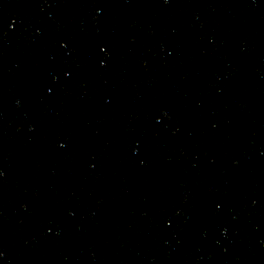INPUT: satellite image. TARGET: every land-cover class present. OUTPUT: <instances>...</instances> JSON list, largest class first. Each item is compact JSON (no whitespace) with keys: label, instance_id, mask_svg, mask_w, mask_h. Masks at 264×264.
Wrapping results in <instances>:
<instances>
[{"label":"water","instance_id":"95a60500","mask_svg":"<svg viewBox=\"0 0 264 264\" xmlns=\"http://www.w3.org/2000/svg\"><path fill=\"white\" fill-rule=\"evenodd\" d=\"M0 264H264V0H0Z\"/></svg>","mask_w":264,"mask_h":264},{"label":"snow or ice","instance_id":"6c2138e0","mask_svg":"<svg viewBox=\"0 0 264 264\" xmlns=\"http://www.w3.org/2000/svg\"><path fill=\"white\" fill-rule=\"evenodd\" d=\"M103 50V49H102Z\"/></svg>","mask_w":264,"mask_h":264}]
</instances>
